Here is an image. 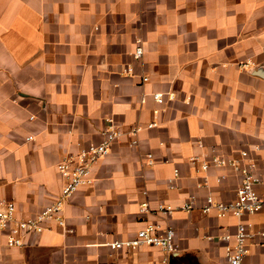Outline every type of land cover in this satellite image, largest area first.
Segmentation results:
<instances>
[{
	"label": "crops",
	"instance_id": "crops-1",
	"mask_svg": "<svg viewBox=\"0 0 264 264\" xmlns=\"http://www.w3.org/2000/svg\"><path fill=\"white\" fill-rule=\"evenodd\" d=\"M111 122L126 134L65 203L66 227L19 247L0 232V264H228L218 237L241 222L256 233L246 263L264 264V211L201 209L210 194L235 199L241 183L216 156L247 150L264 180V0H0V125L10 126L0 199L38 214L62 192L58 164L101 142ZM191 197L196 207L182 210ZM149 222L175 229L176 256L110 245Z\"/></svg>",
	"mask_w": 264,
	"mask_h": 264
},
{
	"label": "built area",
	"instance_id": "built-area-1",
	"mask_svg": "<svg viewBox=\"0 0 264 264\" xmlns=\"http://www.w3.org/2000/svg\"><path fill=\"white\" fill-rule=\"evenodd\" d=\"M135 58L140 59L144 55L142 40H137V46L133 52ZM149 78H143L147 81ZM155 100L164 102V94L156 93ZM156 125L150 124L149 127ZM141 127L131 131L133 136H137ZM126 132L118 125L111 122L105 131L104 138L99 143H93L82 148L78 153L71 155L58 164V169L64 180L62 192L58 199L45 206L38 214L30 216H18L17 206L14 201L0 199V232L6 233L7 244L10 247H19L24 244L25 237L30 233H41L57 224L66 227L64 216V206L73 194L83 185L92 182L91 176L94 167L110 152L112 145L121 139ZM138 144V140H133V145ZM149 163L154 162L152 154H149ZM195 160V159H194ZM216 166H230L241 174V183L237 190V196L233 200H218L213 194L207 196L201 209L205 214L216 213L219 216L233 214L237 217L252 215L264 211V195L260 194L257 186L264 182L261 175L255 172L254 160L247 150L241 152V158L227 159L216 156L212 160ZM209 162L203 163V170H208ZM179 170H175L174 176L169 180L173 189L179 188L175 183L179 177ZM147 206V204H145ZM196 207V198L191 197L182 207L187 212ZM172 206L161 205L159 211L166 215L174 212ZM252 222H241L235 233H226L218 237V240L225 242V255L228 264H247L245 259L249 253V240L256 235L253 232ZM262 235L264 233H261ZM176 231L171 226H166L157 222H149L146 226L138 230L137 234L128 240L116 241L110 245L113 248L136 249L144 245H152L163 249L169 256L177 252Z\"/></svg>",
	"mask_w": 264,
	"mask_h": 264
},
{
	"label": "rangeland",
	"instance_id": "rangeland-1",
	"mask_svg": "<svg viewBox=\"0 0 264 264\" xmlns=\"http://www.w3.org/2000/svg\"><path fill=\"white\" fill-rule=\"evenodd\" d=\"M9 128H10V126H8V125H0V133H5V132H7V130H8ZM0 138L3 139L4 137H2V136L0 135ZM0 143H2V141H1Z\"/></svg>",
	"mask_w": 264,
	"mask_h": 264
},
{
	"label": "water",
	"instance_id": "water-1",
	"mask_svg": "<svg viewBox=\"0 0 264 264\" xmlns=\"http://www.w3.org/2000/svg\"><path fill=\"white\" fill-rule=\"evenodd\" d=\"M176 255H177V253L174 254V256H176Z\"/></svg>",
	"mask_w": 264,
	"mask_h": 264
}]
</instances>
